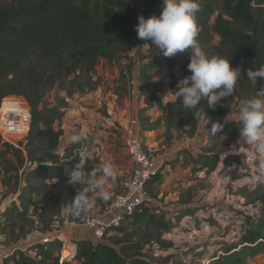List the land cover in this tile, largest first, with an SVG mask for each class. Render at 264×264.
Segmentation results:
<instances>
[{
    "label": "rangeland",
    "instance_id": "1",
    "mask_svg": "<svg viewBox=\"0 0 264 264\" xmlns=\"http://www.w3.org/2000/svg\"><path fill=\"white\" fill-rule=\"evenodd\" d=\"M214 16L215 13L211 20ZM218 40L219 37L213 35L211 43H217ZM150 44V41L139 38L129 50L115 52L110 61L101 59L94 69L89 88L66 97L62 90L65 86L62 88L56 84L43 96L45 104L59 106L64 114L70 104L73 105L71 107H78L86 112V115L80 113L82 121L79 119L74 124L76 129L65 132L67 129L61 128L64 133L62 131L59 147L64 148L68 158L75 148L84 144L92 157L82 164L86 171H96L105 161H111L116 173L115 182L109 181L106 185L111 198L121 191V183L129 176L132 168L121 127L118 125H122L128 116L133 115L135 109L139 112L149 106L142 104V98L132 84L136 79L138 64L150 58L154 61H150L155 64L150 73L153 79L163 83V92L158 94L162 100L174 94L177 84L187 71L184 59H181L182 67L177 69L156 59ZM185 54L186 52L180 53L181 58ZM241 86L244 90L241 98L234 97L228 105L226 98L217 102L219 105L215 107V112L208 116L206 130L204 119H199L196 129L190 132L188 127L178 129L175 120H165L163 115L150 121L149 118L144 119V113H139L142 138L150 147L152 155L159 156L163 152L174 151V155H170L166 162L174 165V206L180 205L181 208L174 217L153 212L140 220L132 219L130 224L111 231L113 234L105 237L107 243L114 245L117 250H120L119 243H139V247L131 250L130 255H137L146 264H216L208 261L220 255V249L223 251L227 244L241 246L240 237L247 226V219L253 220L259 215L255 199L264 192V183H253V178L258 174V160L250 159L254 149L241 140L242 125L237 120L240 102L258 94L257 82L241 81L239 87ZM108 96L110 102L107 101ZM105 122L112 123L115 127L102 126ZM219 122L227 127L226 132L210 134L208 131L212 123ZM81 124H85V127ZM55 125L61 127L62 119ZM77 133L83 134L84 139L79 143H70L69 137ZM4 153L5 146L0 141V221L4 223L0 227V244H31L26 254L31 259L41 261V264L51 263L54 258L59 259L61 254L67 256L75 247L71 245L70 239L77 236L81 228L79 224L91 213L108 204L111 198L105 201L90 193L94 197L92 209L80 218L73 216V221H70L67 200L54 207L46 202L47 197L52 194L51 185L58 178L45 177L43 172L36 175L34 172L42 170L43 165L48 163L27 164L16 175L9 163L4 162L13 160V157ZM75 165L76 162L72 160L54 168H59L67 176ZM3 180L6 182L5 188L1 186ZM25 184L37 188V191L26 192V196L33 200V205H28L25 213L21 214L19 208L22 209V206H16L20 205L16 197L18 199ZM147 186L153 194L152 186ZM7 209L10 211L3 218ZM173 227L174 234L171 233ZM53 229H64L71 238H64L60 247L54 245L51 258H39L43 245L38 243V238ZM171 237H174V242ZM263 251L264 247L259 253ZM14 261L0 264H17ZM73 263L77 264L76 261Z\"/></svg>",
    "mask_w": 264,
    "mask_h": 264
},
{
    "label": "trees",
    "instance_id": "2",
    "mask_svg": "<svg viewBox=\"0 0 264 264\" xmlns=\"http://www.w3.org/2000/svg\"><path fill=\"white\" fill-rule=\"evenodd\" d=\"M198 3L200 11L196 13V21L200 31L196 39L200 46L209 55L228 58L230 67H238L241 73L233 95L225 97L228 105L234 97H242L243 86H239L241 81L250 82L247 71L264 67V0H198ZM162 5L163 0H0V102L3 97L20 95L28 102L31 112L24 147L20 149L4 144V154L13 157V160L4 162L9 163L16 175L27 164H50L34 171L36 175L43 172L45 177L58 178L51 185L52 194L46 200L50 207L63 203V200H67L70 206L81 186L68 184V177L59 168H54L70 162H60L57 153L62 129L55 124L64 113L59 106L45 104L43 96L56 84L62 88L65 86L62 90L66 97L89 88L98 62L101 59L110 61L115 52L129 50L132 43L139 39L138 17L158 16ZM213 35L219 37L217 43H211ZM152 49L156 59L169 66L184 59L187 71L182 78L191 74L187 68L191 50L181 58L180 53L166 57L162 52L159 54V49ZM151 62L138 64L137 80L142 104H155L162 109L165 120H175L178 129L188 127L193 132L199 120L194 110L184 109L176 99L163 104L158 98L163 83L151 79L150 70L155 66ZM215 107L210 108L206 100L199 105L207 116L215 112ZM218 124L222 127L213 135L227 130L223 122ZM157 180L158 174L152 176L147 185ZM1 186L5 188L6 182H2ZM36 191L37 188L25 184L19 192L20 205L16 206H22V209L19 208L21 214L25 213L28 205H33L26 192ZM255 204H258L259 215L256 219H247V226L240 237L241 246L227 244L223 253L209 262L246 264L248 258L264 247V192L256 197ZM146 210L144 207L136 211L133 220H139ZM7 212L5 210L3 214ZM72 217L69 215L70 221H73ZM119 244L120 250H117L110 243H99L93 247L88 240H79L62 261L54 258L51 263L45 264H74L75 261L77 264H146L137 255H130L139 243ZM54 245L60 247L61 242L43 246L40 258H51ZM11 259L17 264L42 263L21 251Z\"/></svg>",
    "mask_w": 264,
    "mask_h": 264
},
{
    "label": "clouds",
    "instance_id": "3",
    "mask_svg": "<svg viewBox=\"0 0 264 264\" xmlns=\"http://www.w3.org/2000/svg\"><path fill=\"white\" fill-rule=\"evenodd\" d=\"M200 11L198 0H163L158 16L153 15L145 19L138 17V37L150 41V46L159 49L164 56H175L191 50L190 62L187 65L188 76L177 84L174 96L186 110H194L198 119L209 117L200 110L199 105L206 100L210 108H214L221 98L233 95L237 81L241 75L238 67H230V60L220 55H209L196 39L200 31L196 13ZM151 58L145 63L150 64ZM247 78L257 82V78L264 80V67L249 70ZM257 95L240 102L237 120L240 127L241 140L252 146L254 153L250 159L258 160L257 175L253 183H264V85L257 91ZM218 123H212V135L221 129ZM206 130V128H205ZM84 139L83 134L77 133L69 137L70 143H79ZM89 153H82L81 158L87 159ZM68 184L80 185V191L73 198L67 209L69 215L80 216L89 212L94 204V197L109 200L111 193L106 185L116 180V173L111 161H105L98 170L86 171L81 163L71 169ZM94 194L93 196H90Z\"/></svg>",
    "mask_w": 264,
    "mask_h": 264
},
{
    "label": "built area",
    "instance_id": "4",
    "mask_svg": "<svg viewBox=\"0 0 264 264\" xmlns=\"http://www.w3.org/2000/svg\"><path fill=\"white\" fill-rule=\"evenodd\" d=\"M137 74L138 68L136 79L132 84L135 87L134 90L139 93ZM30 117V106L23 96L10 95L3 97L0 102L1 142L22 149L27 140ZM119 126L121 127L120 131L124 137L125 147L131 160L132 168L129 176L121 183V191L113 195L108 204L91 213L81 223L87 227L88 237L86 240L93 247L99 243H107L105 237L110 236L109 233L111 231L130 224L136 211L141 210L143 207H148L153 203L154 199L148 189L147 183L152 176L159 175L162 166L171 153L163 152L159 156L152 155L150 147L144 143L142 138V125L139 113L135 112L133 115L128 116L124 123ZM113 127L115 126L113 125ZM86 148L84 144H81L67 158L64 148L58 146L57 153L61 158L60 162L63 160L70 162L74 160L76 164H83L86 159L81 158L82 153H89L87 159L92 158L90 151ZM66 237L70 238V235L64 229H53L41 234L38 238V243L47 246L51 242H64V238ZM262 240H264V232ZM70 241L71 245L74 246L76 242H72L71 239ZM31 246V244L24 242L7 245L0 244V262L3 263L7 259L10 261L12 257L16 258L18 251L27 253V250ZM256 255L249 258L250 261L246 260V264H256L253 260L254 257L257 260L261 257V264H264V251L261 253V256L259 254ZM64 256L63 254L60 255L59 262L62 261Z\"/></svg>",
    "mask_w": 264,
    "mask_h": 264
},
{
    "label": "crops",
    "instance_id": "5",
    "mask_svg": "<svg viewBox=\"0 0 264 264\" xmlns=\"http://www.w3.org/2000/svg\"><path fill=\"white\" fill-rule=\"evenodd\" d=\"M163 63L166 64L165 62H163ZM182 65H183V61L177 60L176 62H174L173 66H171V67L172 68L174 67V69H177L179 67H182ZM180 72H181V70H180ZM181 74H183V73H181ZM150 77L152 80H155V79H153L151 73H150ZM161 92H163V89ZM161 92H159V93H161ZM158 98L162 101L163 104H165L168 101L174 100L175 96H174V94H170V96H166V99L162 100L158 95ZM107 99H108L107 100L108 102L111 101L109 99V96L107 97ZM134 105H135V103H134ZM151 105H154L153 108H151ZM71 106H73V105L70 104L69 108H67L65 111L64 117H62L61 128L63 129L65 127L67 129V130H64L65 132L69 131V129H71V131L74 130V128H75L74 124L78 123L79 119L81 118L79 116L80 113H83L86 115V112L83 109H80L78 107H71ZM135 112H136V109H135ZM137 113H140V114L144 113V115H143V116H145L144 119L147 120L149 118L150 121H152L154 118H156L159 115H161V116L163 115L162 109L158 108L155 104H149L148 107H146L145 109H143L142 111H139ZM80 121H82V119H80ZM81 125H82V127H85V124H81ZM101 125L105 126V127L106 126H109V127L113 126L112 123L108 124L106 122L102 123ZM64 131H63V133H64ZM149 133H151V132H149ZM98 135H100V134H98ZM195 141H197V139ZM170 155L173 156L174 151H171ZM169 159H167V160H169ZM151 186H152V192H153L152 196H153L154 201L150 206L147 207L146 213L141 218H139V220L142 219L148 213L152 214L153 212L164 213L166 216L170 215L171 217H174V214H175V216H177V214L180 212L181 207H180V205L174 206V165H172V163L171 164H169L167 162L164 163V165L162 166L161 171L158 175V180L156 182H154ZM16 200H18L17 197H16ZM160 210H162L163 212H160ZM7 211H10V210L7 209ZM5 216L6 215H4V218H5ZM0 223L4 224L3 222H0ZM79 225L81 226V228L79 229L77 236L75 238H71V236H70L72 242H77V241L83 240V239L86 240L88 237L87 227L84 226L83 224H79ZM171 233L174 234V227H173ZM112 234H113V232L110 233L109 235H112ZM162 238H166V237H162ZM171 240L174 242V237H171ZM173 247H174V244H173ZM222 253H223L222 249H220V255ZM258 254H259V256H261V253H258ZM220 255H217V256H220ZM217 256H216V258H217ZM255 256H257V255H255ZM253 260L256 262V264H257V262H258V264H261V257L258 260L255 259V257H254ZM247 261H250L249 258L247 259Z\"/></svg>",
    "mask_w": 264,
    "mask_h": 264
},
{
    "label": "water",
    "instance_id": "6",
    "mask_svg": "<svg viewBox=\"0 0 264 264\" xmlns=\"http://www.w3.org/2000/svg\"><path fill=\"white\" fill-rule=\"evenodd\" d=\"M161 51H159V54ZM263 85V80L261 78H257V90L259 91L261 89V86Z\"/></svg>",
    "mask_w": 264,
    "mask_h": 264
},
{
    "label": "bare ground",
    "instance_id": "7",
    "mask_svg": "<svg viewBox=\"0 0 264 264\" xmlns=\"http://www.w3.org/2000/svg\"><path fill=\"white\" fill-rule=\"evenodd\" d=\"M69 250H70V249H68V251H69ZM68 251H66V253H67ZM68 253H69V252H68ZM68 253H67V254H68Z\"/></svg>",
    "mask_w": 264,
    "mask_h": 264
}]
</instances>
